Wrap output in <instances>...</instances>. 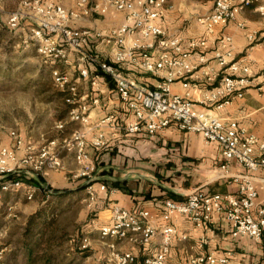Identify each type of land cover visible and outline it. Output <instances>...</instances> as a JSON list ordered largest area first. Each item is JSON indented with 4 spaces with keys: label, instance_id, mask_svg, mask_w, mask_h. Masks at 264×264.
Here are the masks:
<instances>
[{
    "label": "built area",
    "instance_id": "1",
    "mask_svg": "<svg viewBox=\"0 0 264 264\" xmlns=\"http://www.w3.org/2000/svg\"><path fill=\"white\" fill-rule=\"evenodd\" d=\"M34 3L30 40L26 36L24 41L36 46L37 52L51 63L56 86L67 89L65 100L73 106L66 119L57 122L62 136L50 141L54 144L58 139L62 140V148L53 150L49 144L38 149L30 143L20 155L19 150L23 148L21 138H17L12 147H0V205L7 192L19 194L28 201L35 200L39 192L50 194L48 184L33 183L27 178L43 180L47 171L63 169V153L66 150L74 153L79 165L76 175L93 180L98 164L91 150L99 151L107 146V128L112 129L114 134H147L154 137L167 126L175 124L183 131L202 135L206 142H219L225 159L240 162L250 172L264 171V141H260L236 119H226L218 113L196 108L202 105L217 109L245 95L250 84L251 65L246 55L235 57L233 38L224 30L231 22L245 28L239 18L248 6L264 14V0H214L213 9L199 16L198 20L205 26L208 36L214 35L218 29L222 30L215 40L213 58L230 73H225L216 84L213 83L217 76L216 68L208 63L211 59L206 58L205 53L209 43L207 37H193L185 46L182 36L168 34L161 26L168 11L174 8L172 0H73L71 8L54 2L44 5L37 0ZM32 4L27 3L29 6ZM94 13L105 17L122 13L124 20L109 31L80 25L83 17H91ZM22 15L20 11L13 14L7 23L10 29L20 28ZM248 38L256 41L258 36L249 33ZM100 43L113 49L111 61L96 51ZM71 55L77 73L75 77L62 68ZM128 67L155 74L164 71L165 81L157 87L148 86L127 74L125 68ZM201 68H205L203 76L191 81L189 78ZM239 71L241 75L237 74ZM103 74L114 80L122 106L94 122L92 111L102 104ZM82 80L91 88L80 94L79 83ZM176 80L182 81L185 88L183 95L171 91V84ZM71 124L77 126L71 133L65 134ZM257 147L261 149L260 154L256 152ZM223 166L228 168L229 164ZM236 179L239 184L236 194H213L196 189L183 201L165 200L163 219L168 221L174 214H179L188 216L197 228L209 229L215 217L221 216L233 238L248 236L261 241L264 237V204L259 200L254 176L243 174ZM100 190L106 191L107 185L103 183ZM87 192L91 201L98 198L91 183ZM111 212V222L99 228L102 238L126 239L149 246L153 239L160 236L159 247L144 258V264H174L168 261V257L177 233L175 227H158L152 223L151 212L144 208L129 210L116 205ZM91 239L88 235L83 237L80 249L88 250ZM109 245L112 248L108 260L110 264H137L132 251L119 250L113 242ZM230 255L204 252L188 260L189 264H230ZM3 258L4 251H0V262Z\"/></svg>",
    "mask_w": 264,
    "mask_h": 264
},
{
    "label": "crops",
    "instance_id": "2",
    "mask_svg": "<svg viewBox=\"0 0 264 264\" xmlns=\"http://www.w3.org/2000/svg\"><path fill=\"white\" fill-rule=\"evenodd\" d=\"M172 2L174 8L168 11L161 26L166 29L168 34L182 36L185 46L188 45V40L193 37H207L209 43L205 53L206 58L211 59L208 63L216 68L217 76L213 81L216 84L225 73H230V70L222 69L217 60L213 58L215 40L221 35L222 30L218 29L214 35L208 36L205 26L198 20L199 16L206 15L213 9L214 0H172ZM108 17L101 20L100 26L94 20H89L86 24L90 25L89 27L94 25L96 28L109 31L112 26L120 24L124 20L122 13L111 16L116 17L115 19ZM239 19L245 24V28H240L231 22L224 33L233 38L235 57L246 55L247 62L251 65L249 87L243 97H236L231 103L220 108H208L202 105H197L196 108L218 113L226 119H236L250 133H254L260 141H264V14L255 7L248 6ZM249 33H256L258 39L251 41L248 38ZM96 51L109 61L113 59L111 47L106 48L100 43L96 47ZM36 53H38L37 49ZM73 61L74 57L71 55L62 68L69 70L75 77L77 73L74 70ZM203 69L205 68L196 71L189 79L194 81L199 76H203ZM125 72L136 77L143 84L152 87H157L165 81L164 71L155 74L128 67L125 68ZM237 74L241 75V71ZM79 84L80 94L91 88L84 80ZM171 91L183 95L185 88L182 86V81H174L171 84ZM192 94L198 98V95L193 92ZM100 95H102V104L100 107H96L91 114L94 122L122 106L116 92L115 82L106 74L102 75ZM55 99L60 103L63 102L62 99ZM58 105L54 111L56 115L58 114ZM120 116L122 118V115ZM70 126L76 127L77 125L71 124ZM107 136L109 142L106 147L99 151L91 150L95 162L98 164V170L93 176V180L86 176L76 175L79 165L75 162L74 153L66 150L63 153L64 168L61 170L51 169L47 171L43 180L38 181V183L49 185L50 194L76 191L83 196V201L96 202L93 207L95 218L92 221L89 219L90 228H88V223L86 224L87 229H90L86 233L91 235V242L96 247H93L94 249L88 251L89 254L84 256V263L108 264L106 261L109 260L110 252H112L110 242L117 245L119 250L132 251L136 255L137 264H144V258L153 254L159 247L160 236L153 239L149 246L135 244L126 239L101 237L99 228L103 224L111 222L112 207L120 205L129 210L144 208L151 212L152 223L158 227L172 225L176 228L177 233L173 237V245L168 257V261L174 264H189L188 259L191 256L204 252H214L218 256L231 253L230 264H264V237L258 242L248 236L233 238L221 216L215 217L209 224V229L197 228L188 216L174 214L168 221L162 217L165 200L172 198L183 201L196 189L213 194H236L239 185L236 177L243 174L254 176L255 185L259 191V200L264 204L263 170L250 172L240 162L225 159L222 145L219 142H206L202 135L183 131L175 124L167 126L154 137H149L147 134L134 136L114 134L110 128H107ZM256 152L260 154L261 149L257 147ZM19 154L23 155L24 151H20ZM224 164H229L228 168H224ZM74 177L78 179H74ZM90 182L98 195L95 201H91L88 196V186L83 188V185H89ZM103 183L107 185L106 191L100 190ZM40 194L44 196L46 192H40ZM36 197L35 200L28 201L19 194L5 193L4 202L0 205V232L3 230L8 234L4 243L5 247H2L3 250L6 247L8 250H4V258L0 264H20L19 258L17 260L12 256L14 251L25 243L23 230L27 217L35 213L41 206V198ZM10 206L11 209H9ZM68 224L70 226L71 222ZM64 226L66 228V225ZM84 227L82 225L77 229L86 234ZM183 236L187 238L184 240ZM202 239L204 244L201 243ZM71 246L74 250L73 242H71ZM72 252L73 255L76 254L74 251ZM103 257L105 262H102L101 258Z\"/></svg>",
    "mask_w": 264,
    "mask_h": 264
},
{
    "label": "rangeland",
    "instance_id": "3",
    "mask_svg": "<svg viewBox=\"0 0 264 264\" xmlns=\"http://www.w3.org/2000/svg\"><path fill=\"white\" fill-rule=\"evenodd\" d=\"M36 1L0 0V20L3 25L0 26V35L4 38L0 42V147H12L15 144V140L21 138L23 148L19 152L24 151L30 143L38 149L42 146H49L52 139L62 136L61 130L57 127L58 121L54 112L60 102L56 99L52 100L49 96L58 93V88L52 78L51 63L47 62L39 53H36V46L24 41L25 37L27 36L26 38H28L31 33L29 28L33 24V5ZM38 1L44 5L54 2L64 4L68 8L73 6V0ZM30 2H33V4L27 5ZM18 11L23 14L20 19V28L12 30L7 23L13 14ZM104 18L106 17L103 14L94 13L91 17H83L80 25H87V21L94 20L100 26L101 20ZM111 18L115 19L116 17ZM92 26L94 27V25ZM18 33H23V37L20 38ZM10 36H12L11 51L6 54L3 44L7 43ZM28 40L30 39L28 38ZM73 128L75 127L69 125L65 134L71 133ZM62 145V140L60 139L54 144H50L53 150L62 148ZM74 179L78 178L74 177ZM37 196L41 198V202L46 198L40 193ZM95 203L83 201V196L79 192L73 191L55 194L44 203L43 206L45 207L43 208H49L51 205L56 206L58 208L56 212L59 214V226L63 230H67L68 235H74L79 230L77 228L82 225L85 226V233L90 230L87 229L86 224L88 223V228H90L89 219L92 221L95 218L93 208ZM69 222H71L70 226H68ZM64 225H66V228H64ZM7 238L8 234L2 230L0 232V250H3L2 247H5L4 243ZM66 242L67 238L59 246L60 258L62 259L59 264L70 263L73 260L76 264H86L83 258L87 254L84 255L85 253L83 254L79 248H76L72 250L76 253L73 255V252L70 250L71 245ZM94 245L91 242L90 247L87 248L88 251L94 249L96 247ZM6 248H4L5 251L8 250ZM70 252L71 255L69 256ZM21 254L14 259L18 260L19 258L20 260ZM101 259L103 262L104 257ZM106 262L108 264L111 263L109 261Z\"/></svg>",
    "mask_w": 264,
    "mask_h": 264
},
{
    "label": "trees",
    "instance_id": "4",
    "mask_svg": "<svg viewBox=\"0 0 264 264\" xmlns=\"http://www.w3.org/2000/svg\"><path fill=\"white\" fill-rule=\"evenodd\" d=\"M0 26H3L1 20ZM18 34L20 38L23 37V33ZM3 39L4 38H2L0 35V42H2ZM11 41L12 36L8 38L7 43L3 44V47L6 49V54L7 52L11 51ZM67 92V89L62 90L58 88V93L49 95L52 100L57 98L62 99L61 101H63L58 105V114L56 115L57 121L66 119V117L69 115V110L73 106L65 100ZM27 180L33 183L39 181L36 177L27 178ZM87 186L88 184H85L83 185V188ZM44 196L46 197V200L44 199L41 202V206L35 211V213L27 217V222L23 230L25 235V243L22 247H20L21 249L18 248L13 253L12 258L17 257L18 254L22 253L19 260L20 264H59L60 261H62L60 258L61 256L59 246H61L63 242L66 241V238V243L71 245V242H73L75 249H80L79 244L82 238L86 235L91 237L89 233L84 234L82 230L76 232L74 235H68L67 230H63L58 224L59 214L56 212V209L58 208H56L54 205H51L49 208H43L45 207L43 206L44 203L54 195L46 193ZM70 250H72V248ZM80 250L83 254L85 253L84 255L89 254L87 252L88 250ZM66 264L76 263L73 260L72 262Z\"/></svg>",
    "mask_w": 264,
    "mask_h": 264
}]
</instances>
